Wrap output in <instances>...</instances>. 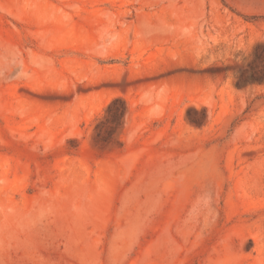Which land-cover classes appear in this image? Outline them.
I'll return each instance as SVG.
<instances>
[{
  "label": "rangeland",
  "instance_id": "1",
  "mask_svg": "<svg viewBox=\"0 0 264 264\" xmlns=\"http://www.w3.org/2000/svg\"><path fill=\"white\" fill-rule=\"evenodd\" d=\"M0 264H264V0H0Z\"/></svg>",
  "mask_w": 264,
  "mask_h": 264
},
{
  "label": "trees",
  "instance_id": "2",
  "mask_svg": "<svg viewBox=\"0 0 264 264\" xmlns=\"http://www.w3.org/2000/svg\"><path fill=\"white\" fill-rule=\"evenodd\" d=\"M126 111V105L121 99H115L108 105L106 113H111L113 127L121 125Z\"/></svg>",
  "mask_w": 264,
  "mask_h": 264
}]
</instances>
